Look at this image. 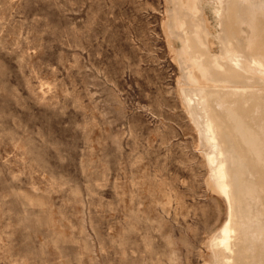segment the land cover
<instances>
[{"label": "rangeland", "instance_id": "rangeland-1", "mask_svg": "<svg viewBox=\"0 0 264 264\" xmlns=\"http://www.w3.org/2000/svg\"><path fill=\"white\" fill-rule=\"evenodd\" d=\"M166 6L0 0V264H210Z\"/></svg>", "mask_w": 264, "mask_h": 264}, {"label": "bare ground", "instance_id": "bare-ground-1", "mask_svg": "<svg viewBox=\"0 0 264 264\" xmlns=\"http://www.w3.org/2000/svg\"><path fill=\"white\" fill-rule=\"evenodd\" d=\"M166 3L181 106L226 205L210 264H264V0Z\"/></svg>", "mask_w": 264, "mask_h": 264}]
</instances>
